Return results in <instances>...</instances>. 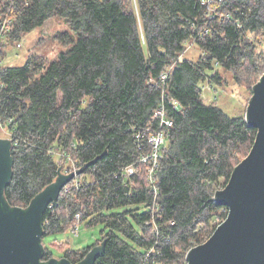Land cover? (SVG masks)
<instances>
[{
  "label": "trees",
  "instance_id": "16d2710c",
  "mask_svg": "<svg viewBox=\"0 0 264 264\" xmlns=\"http://www.w3.org/2000/svg\"><path fill=\"white\" fill-rule=\"evenodd\" d=\"M1 11L9 17L3 47L54 15L75 34L58 37L71 47L49 62L30 56L1 65L0 52V127L11 134L13 159L5 202L26 208L58 168L70 173L100 156L43 213L42 239L70 229L78 215L101 229L95 244L62 252L73 264L101 241L94 264H186L182 253L217 228L224 207L213 195L256 137L243 116L205 105L200 84L219 85L218 69L241 86L259 81L264 0L214 1L211 11L201 0H3ZM188 42L200 51L196 61L183 56ZM162 106L172 126L149 181L151 160L141 159ZM131 165L126 182L122 170ZM41 243L48 261L53 254Z\"/></svg>",
  "mask_w": 264,
  "mask_h": 264
},
{
  "label": "water",
  "instance_id": "95a60500",
  "mask_svg": "<svg viewBox=\"0 0 264 264\" xmlns=\"http://www.w3.org/2000/svg\"><path fill=\"white\" fill-rule=\"evenodd\" d=\"M251 87L244 119L256 129L255 141L225 187L213 195V201L227 209L225 220L204 243L186 253L187 264H264V73ZM11 147V139L0 138V264H73L66 258L42 261L41 217L56 205L62 189L100 156L70 173L58 168L56 179L26 208H12L3 198L12 177ZM103 253L101 241L74 264H94Z\"/></svg>",
  "mask_w": 264,
  "mask_h": 264
},
{
  "label": "rangeland",
  "instance_id": "374dc122",
  "mask_svg": "<svg viewBox=\"0 0 264 264\" xmlns=\"http://www.w3.org/2000/svg\"><path fill=\"white\" fill-rule=\"evenodd\" d=\"M62 34H68L71 39H75V34L66 21L54 15L46 20L41 27L23 34L19 40L10 41L4 47L1 46L0 52H3L1 65L21 66L30 56L39 57L47 62L56 60L60 53L71 47L58 39ZM249 36L254 37L252 34ZM255 37L256 53L261 57V65L264 66V37L260 40H258L257 35ZM199 55L200 51L197 46L192 42L186 43L184 58L196 61ZM218 72L221 80L219 85H212L209 79H205L200 84L203 103L205 105L215 104L229 117H244L254 81L250 85L241 86L234 82L229 72H224L222 69H218ZM10 137L11 134L0 127V138L10 139ZM64 170L61 171L67 173ZM221 182L223 183V181ZM225 211L223 208L217 212L213 223L214 227L218 226L224 219ZM71 228L64 232L47 235L42 239L45 247L53 254L54 259H60L62 252L66 249L81 250L95 244L100 238L101 226L99 225L86 227L84 224H79L76 229L72 230ZM182 259L185 260L183 253Z\"/></svg>",
  "mask_w": 264,
  "mask_h": 264
},
{
  "label": "built area",
  "instance_id": "2783aa9c",
  "mask_svg": "<svg viewBox=\"0 0 264 264\" xmlns=\"http://www.w3.org/2000/svg\"><path fill=\"white\" fill-rule=\"evenodd\" d=\"M214 1H220V0H201V5L206 6L207 9L209 11H211ZM2 2H3V0H0V5ZM7 23H9L8 13H3L1 11L0 12V50L2 49L1 46L4 42V38H5V35L7 33V26H6ZM203 32L206 33L207 30L205 29ZM166 78H167L166 72H164L160 75V80L165 81ZM169 104L173 108H176L178 106L177 101L174 99H170ZM153 119L158 120L160 129L155 134H153L149 137V143L151 144V151L149 152V154L147 156H144L141 159L142 162H146L148 160H151V168H150L149 173H148L149 181H152V173L154 172V169L157 166L158 159L161 157V148L165 144L166 138L169 135V128L172 126V121L166 116V110H165L164 106L160 107L159 109H157L154 112V118ZM73 171H75V169ZM133 174H134V168L132 167V165L128 166L122 170V177H123L124 181H126V182H129L130 177ZM151 184H153V183H151ZM153 192L156 193V189L154 187H153ZM226 215H227V212H226ZM225 218H226V216L220 222V224L225 220ZM75 219L77 222L71 228L72 230L76 229L77 226L80 224L78 215H76ZM171 224H173V223H171ZM220 224H218V226ZM186 264H187V262H186Z\"/></svg>",
  "mask_w": 264,
  "mask_h": 264
}]
</instances>
